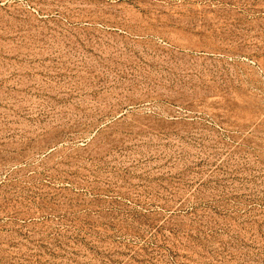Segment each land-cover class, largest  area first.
Here are the masks:
<instances>
[{
	"label": "rangeland",
	"instance_id": "1",
	"mask_svg": "<svg viewBox=\"0 0 264 264\" xmlns=\"http://www.w3.org/2000/svg\"><path fill=\"white\" fill-rule=\"evenodd\" d=\"M0 264H264V0H0Z\"/></svg>",
	"mask_w": 264,
	"mask_h": 264
}]
</instances>
